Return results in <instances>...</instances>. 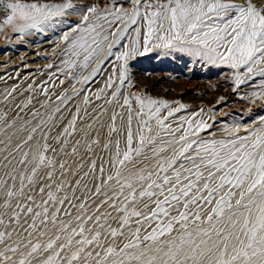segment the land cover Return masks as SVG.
<instances>
[{"label": "snow or ice", "instance_id": "1", "mask_svg": "<svg viewBox=\"0 0 264 264\" xmlns=\"http://www.w3.org/2000/svg\"><path fill=\"white\" fill-rule=\"evenodd\" d=\"M6 30L59 32L65 79L43 101L0 92L16 109L0 110V264H264V115L217 136L203 109L130 90L155 51L227 67L264 100V0H0ZM103 74L94 104L75 84Z\"/></svg>", "mask_w": 264, "mask_h": 264}, {"label": "rangeland", "instance_id": "2", "mask_svg": "<svg viewBox=\"0 0 264 264\" xmlns=\"http://www.w3.org/2000/svg\"><path fill=\"white\" fill-rule=\"evenodd\" d=\"M72 19L76 18L73 17ZM49 34H51L54 44L50 47L47 53L37 56L36 54H30V56H28L29 54H25L23 58L12 62L11 59L20 56L19 54L24 51L26 52V50L19 46L16 47L14 43H10L12 42L13 37L16 36V34L12 33L10 30L0 33V84H3V86L0 85V92H3L5 89L10 90L13 86H16L17 92L15 95L17 96L18 102L19 99L22 98L20 97V93H24L25 97L29 95L33 96L35 101H43L46 99V97L41 95V91L44 87L49 89L50 95L53 92L58 94L62 90L58 80L65 79V77L57 71V68L60 67L59 62H57L59 59L52 55L57 37L60 33ZM5 54H14V56L9 59L3 58ZM53 61H55V64L58 66L48 68L47 66L54 63ZM131 64L133 80V87L130 89L131 91L144 93L155 99L167 100L172 104V107H178L176 102L186 105V108L176 113L175 117H189L192 116L193 113H198L200 109H203L204 112L202 118L206 122L213 124L210 131L215 132L217 136L223 134L221 129L226 125H231L233 122L247 125L251 119L256 118L258 115H264V109H261V105H264V100H257L255 103H251L248 99L242 98L243 94L247 92L249 93L252 90L249 86H241L237 92H233L234 85L231 79H225L226 76H231V70L227 67L210 65L179 53L168 56L163 55L160 57H150L145 55V57L136 58ZM8 67L12 70L10 69L6 73L3 72V70L6 68L8 69ZM105 67L106 69L108 68L107 65ZM33 70L40 71L38 74H35V76L32 74L34 73ZM90 70L91 69H88V71ZM84 74L86 75L87 72ZM106 78L107 74L98 75L93 81L89 82L88 85L82 86L77 83L75 84V87L77 89L83 87L85 92L93 94V103L102 104L103 100L95 101L94 93L104 87V81ZM28 83H34L33 85L36 87L35 92H25ZM65 83L68 86V94H71V84L68 83L67 80H65ZM53 84H55V87H53ZM222 97L223 100H221ZM52 99L55 100V97L52 96ZM82 100L83 93L79 98L72 101L68 107L71 109L74 102H82ZM34 106L38 108L39 104L36 103ZM86 107H89V111H91V106ZM209 109H213V111L209 112ZM0 110L7 111L9 116H12L16 111L14 105L4 103H0ZM259 112L261 113L258 114ZM64 116L67 118V111L64 112ZM192 118L195 119L197 117L193 116ZM105 119L107 118L105 117ZM172 122H176L175 118H173ZM201 135L205 138H209L206 132H202Z\"/></svg>", "mask_w": 264, "mask_h": 264}, {"label": "bare ground", "instance_id": "3", "mask_svg": "<svg viewBox=\"0 0 264 264\" xmlns=\"http://www.w3.org/2000/svg\"><path fill=\"white\" fill-rule=\"evenodd\" d=\"M1 33V32H0ZM5 34V33H4ZM2 36H4V35H2ZM55 37V36H54ZM2 38V37H1ZM56 41V40H55ZM57 42V41H56ZM10 43H14L15 44V46L16 47H21V48H24V50H26V52L24 51V52H21L19 55L20 56H17V57H14L13 59H11V61L13 62V61H15V60H19L20 58H23V56L25 55V54H29L28 56H30V54H36V56L37 55H43V54H45V53H47L48 52V50L50 49V47H52V45L54 44V41H53V39H52V37H51V34H49V33H33L32 35H26V36H24L23 37V39L21 40V38H20V35L19 34H16V36H14L13 37V39H12V42H10ZM55 47V46H54ZM11 52V51H10ZM47 55V54H46ZM49 55V54H48ZM148 56H150V57H153V56H163L162 54H159L158 52H152V53H149V54H147ZM169 55H171V54H169ZM14 56V54L12 55V54H5L4 55V57L3 58H7V59H9V58H11V57H13ZM165 56V55H164ZM168 56V55H167ZM1 57V56H0ZM141 57H145V56H141ZM183 58V57H182ZM47 59V58H46ZM53 59V58H52ZM51 59V60H52ZM44 60V59H43ZM49 60V59H48ZM180 60V59H179ZM41 61V60H40ZM50 61V60H49ZM29 62V61H28ZM53 62H55V61H53ZM57 62H59L58 60H57ZM56 62V63H57ZM34 63V62H33ZM40 63V62H39ZM8 64H11V63H8ZM42 64V63H41ZM45 64V63H44ZM58 64V63H57ZM47 65V64H46ZM56 66H58V65H56ZM17 68H18V66H17ZM21 68V67H20ZM3 69V68H2ZM11 68L10 67H8V69L6 68L5 70H3V72H8L9 70H10ZM22 69H23V67H22ZM25 69V68H24ZM29 69V68H28ZM12 70V69H11ZM43 70V69H42ZM56 70V69H55ZM17 71H19V70H17ZM34 71V73H32L33 75H35V74H38V72L40 71H38V70H33ZM2 72V73H3ZM11 72V71H10ZM16 72V71H15ZM21 72V71H20ZM48 72V71H47ZM56 72V71H55ZM1 73V72H0ZM23 73V72H22ZM26 74V73H25ZM2 75V74H1ZM24 75V74H23ZM44 75V74H43ZM17 76H19V75H17ZM36 76V75H35ZM46 76V75H45ZM55 76V75H54ZM1 77V76H0ZM102 77V76H101ZM9 79H11V78H9ZM8 79V80H9ZM29 79V78H28ZM34 79H36V78H34ZM5 80V79H4ZM24 80V79H23ZM38 80V79H37ZM42 80V79H41ZM94 80V79H93ZM1 81V80H0ZM15 81V80H14ZM20 81H21V79H20ZM17 82V81H16ZM19 82V81H18ZM34 82V81H33ZM48 82V81H47ZM98 82V81H97ZM34 83H36V82H34ZM33 83V84H34ZM44 83V82H43ZM46 83V82H45ZM51 83H52V81H51ZM69 83V82H68ZM4 84H6V83H4ZM14 84V83H13ZM19 84V83H18ZM26 84V83H25ZM29 84V83H28ZM36 84H38V83H36ZM0 85H2L3 86V84H0ZM9 85V84H8ZM41 85V84H40ZM7 86V85H6ZM28 86V85H27ZM1 87V86H0ZM18 87H19V85H18ZM93 87H95V86H93ZM6 88V87H5ZM39 88V87H38ZM247 90V89H246ZM249 90V89H248ZM52 93V92H51ZM248 93V92H247ZM236 96V95H235ZM235 99V98H234ZM237 101V100H236ZM248 102V101H247ZM256 103H258V102H256ZM77 104H79L80 105V107H81V109H82V113L81 114H83V109L86 107L82 102H80V101H76V102H74L73 103V105H72V110L74 111V108H75V106L77 105ZM95 104V103H94ZM261 105V104H260ZM259 107V106H258ZM89 108V107H88ZM244 108H245V106H244ZM248 108V107H247ZM251 108V107H250ZM262 109V108H261ZM243 110V109H242ZM251 110V109H250ZM261 112H259L258 114H260ZM67 118H70V116H69V114H68V116H67ZM107 118V117H106ZM214 119V118H213ZM219 123V122H218ZM215 130V129H214Z\"/></svg>", "mask_w": 264, "mask_h": 264}]
</instances>
